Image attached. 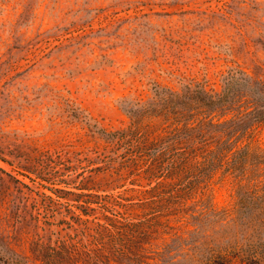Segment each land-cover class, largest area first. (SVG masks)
<instances>
[{"label":"rangeland","instance_id":"rangeland-1","mask_svg":"<svg viewBox=\"0 0 264 264\" xmlns=\"http://www.w3.org/2000/svg\"><path fill=\"white\" fill-rule=\"evenodd\" d=\"M263 209L264 0H0V264H264Z\"/></svg>","mask_w":264,"mask_h":264},{"label":"trees","instance_id":"trees-1","mask_svg":"<svg viewBox=\"0 0 264 264\" xmlns=\"http://www.w3.org/2000/svg\"><path fill=\"white\" fill-rule=\"evenodd\" d=\"M229 87H232V86L229 85ZM231 92H232V88L231 89L226 88L222 94L215 96V109H221V108L225 107V104L228 101V97L230 96ZM167 99L171 100V101H173V100L174 101H177V100L181 101V99H183V96L171 94V96L168 97ZM151 112H155V110L152 109ZM172 114H173L174 118L179 117L181 119V117L184 116V115H181L182 113H180L178 111L172 112ZM177 121H180V120H177ZM138 124H139L138 122L133 123V126L129 130H127L126 132H123L122 136L123 137H126L127 135H131V137L137 136L139 131H140V126ZM182 129L183 128L176 126L174 132L179 133L180 131H182ZM160 136L161 135H159V137H156V138H150V135L146 134L145 135L146 141L144 144H146V147H148L147 145H156L158 142H160V140L165 139L164 136L163 137H160ZM178 143L180 144V142H178ZM178 143L177 142L172 143V146L174 148L171 149V152H174L172 154V156L176 157V159H177L176 166H174L168 172V175H167L168 177H166V179H164L162 182H159L157 187H155L153 189V191H151L149 193H157V191H159V189H165L168 185L164 181H167L169 179L174 178V176L177 173L178 174L181 173V171L184 169L185 160L182 158L184 156V153L178 151ZM221 143H223V142H221ZM221 143L219 142V144H221ZM220 149L221 148H218V147L215 149V153L218 157H219V155L217 153H219L218 151ZM222 151H224V149H221L220 152H222ZM247 154L249 155L248 151H246V150L241 151L239 154L235 153V155H238V156L235 160H233V163H235V164L240 163V161H241L240 157H243ZM164 156H165V154H161L157 159H155L154 163H152L148 167V169H147V171H145V173L149 174L151 176L158 174V172H160V170L163 168L164 164L162 163L163 161L161 159ZM237 185L240 186L241 188H244V189L247 188V192L245 193V195H249V196L253 195L252 193H250V190H249L252 187H249L250 181L248 179H243V178L238 179ZM146 207L149 210L143 209V211H141L140 213L134 211L135 212L134 216H136V217H133V218L140 220V222L127 223V224L122 225L121 222L115 221L114 219H112L111 217H109L107 215H103L104 220L107 221V226L104 227V225H101V224H98V226L103 228V230H101V232L102 231L109 232L108 238L112 237L111 231H118L121 239H123V241L126 242L125 243L126 245L130 246L132 243H134L133 241L137 237L132 236L134 239H132V237H129L128 232H127L128 229L141 230L142 232L140 234V237H142V236L144 237V236L148 235V233L145 231V227L148 225V223H151V222L156 223V222H159L161 220V216L158 214V213L162 212V209H163V206L161 203L157 202L156 200H152V201H149V203H148V205H146ZM134 212H132V213L130 212V215L132 216V214ZM140 218H144V220H141ZM104 232H102V233H104Z\"/></svg>","mask_w":264,"mask_h":264}]
</instances>
